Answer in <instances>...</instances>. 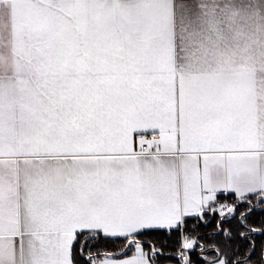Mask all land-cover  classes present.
<instances>
[{
  "label": "snow or ice",
  "instance_id": "1",
  "mask_svg": "<svg viewBox=\"0 0 264 264\" xmlns=\"http://www.w3.org/2000/svg\"><path fill=\"white\" fill-rule=\"evenodd\" d=\"M0 264H264V0H0Z\"/></svg>",
  "mask_w": 264,
  "mask_h": 264
}]
</instances>
